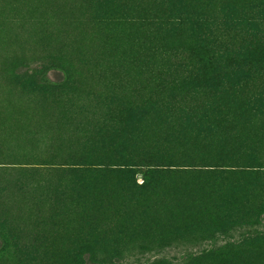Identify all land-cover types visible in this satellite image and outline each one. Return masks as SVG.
<instances>
[{"label":"trees","instance_id":"obj_1","mask_svg":"<svg viewBox=\"0 0 264 264\" xmlns=\"http://www.w3.org/2000/svg\"><path fill=\"white\" fill-rule=\"evenodd\" d=\"M0 38V264H264V0H0Z\"/></svg>","mask_w":264,"mask_h":264},{"label":"rangeland","instance_id":"obj_2","mask_svg":"<svg viewBox=\"0 0 264 264\" xmlns=\"http://www.w3.org/2000/svg\"><path fill=\"white\" fill-rule=\"evenodd\" d=\"M10 50H11V48L9 46L4 45L3 42L1 41V38H0V92H2V85H3V82L5 81L3 66H4V63L7 59V55L10 52ZM32 68H30V69H32ZM2 107H4V105L2 103H0V109ZM142 181H143V179L140 178L139 182H142ZM239 233H242V232L240 231V232H237L235 234L238 236ZM222 239L220 240V242H222ZM209 246H210V244H209ZM203 247L204 246L192 247V245H184V244H181L178 246L174 245L172 247H168L165 249L153 251V252L148 253L146 255L130 256V257H127V258L121 260L117 264H147L150 260L155 259L156 257H163V256H166V257L174 259V260H181L190 251L200 250Z\"/></svg>","mask_w":264,"mask_h":264}]
</instances>
